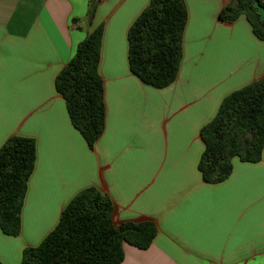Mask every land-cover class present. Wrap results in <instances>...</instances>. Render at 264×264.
Listing matches in <instances>:
<instances>
[{
    "label": "crops",
    "instance_id": "1",
    "mask_svg": "<svg viewBox=\"0 0 264 264\" xmlns=\"http://www.w3.org/2000/svg\"><path fill=\"white\" fill-rule=\"evenodd\" d=\"M229 0H184L188 20L177 79L155 89L129 69L128 31L150 0H0V149L11 136L36 141L21 232L0 229V264H21L68 203L94 187L113 201V223L152 221L147 249L124 244L121 264H264V152L233 160L207 184L201 128L228 94L264 77V40L244 16L223 22ZM258 13L264 22V8ZM103 25L99 73L105 130L90 149L55 87L77 46Z\"/></svg>",
    "mask_w": 264,
    "mask_h": 264
},
{
    "label": "trees",
    "instance_id": "2",
    "mask_svg": "<svg viewBox=\"0 0 264 264\" xmlns=\"http://www.w3.org/2000/svg\"><path fill=\"white\" fill-rule=\"evenodd\" d=\"M87 22L100 0H88ZM264 0H229L219 18L233 23L244 16L255 37L264 40L258 10ZM188 20L184 0H150L128 31L129 69L155 89L171 85L183 58ZM104 27L99 25L77 46L58 74L55 87L66 101L73 127L94 148L105 130L104 81L99 73ZM204 151L198 163L207 184L225 181L233 160L258 163L264 152V77L228 94L214 118L200 131ZM36 141L11 136L0 149V229L8 236L21 232V212L35 169ZM113 201L94 187L86 188L65 207L52 232L36 247L23 251L21 264H121L124 244L149 248L158 229L152 221L113 223Z\"/></svg>",
    "mask_w": 264,
    "mask_h": 264
}]
</instances>
